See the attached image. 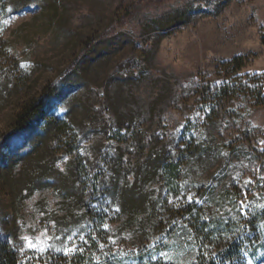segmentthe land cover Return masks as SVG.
<instances>
[{
    "label": "rangeland",
    "instance_id": "374dc122",
    "mask_svg": "<svg viewBox=\"0 0 264 264\" xmlns=\"http://www.w3.org/2000/svg\"><path fill=\"white\" fill-rule=\"evenodd\" d=\"M237 56L241 69L222 66ZM222 79L262 85L264 97V0H0V232L18 264H99L166 239L170 225L178 246L191 202L224 213L231 232L264 209V105L246 96L226 110L234 118L191 121L199 87ZM56 86L49 112L2 139L25 102ZM48 114L72 121L79 142L47 131ZM111 125L140 130L137 147L200 131L211 149L181 166L165 202V177L122 144L120 187L144 204L132 215L109 206L97 225L83 218L90 206L74 168L77 159L108 172L118 152ZM185 259L195 263V253Z\"/></svg>",
    "mask_w": 264,
    "mask_h": 264
},
{
    "label": "trees",
    "instance_id": "16d2710c",
    "mask_svg": "<svg viewBox=\"0 0 264 264\" xmlns=\"http://www.w3.org/2000/svg\"><path fill=\"white\" fill-rule=\"evenodd\" d=\"M45 8L47 7L45 6ZM173 18L175 17H172V20ZM187 18L186 14L179 15L177 17L178 24H187ZM95 44L96 41L90 39L85 44V49L88 51L90 48H94ZM244 65L245 61L242 56H237L222 64L223 67H231L232 71H238ZM76 67L74 64L65 71L63 81H61V90L71 87L72 81L68 75L70 72L76 71ZM249 84V82L242 83L241 81L233 84L227 79H222L215 84L208 83L199 87L194 103L200 112L195 116V119L191 120L192 124L195 121L196 124L201 121L200 125L205 127L208 123L217 121L221 116L236 117L233 114H228L226 110L233 107V102H240L242 97H250L249 102L252 106L264 105V97L261 94L262 85L257 84L249 87ZM56 93L57 86L45 88L38 97L25 102L2 139L28 128L34 117L45 111L49 112L48 107L54 96L57 95ZM111 122L113 123V121ZM72 125L73 122L66 121L65 117L60 118L56 114L45 116V129L57 134L58 140L63 139L66 142L71 140L78 143L80 139H77L78 136L72 130ZM109 130H112L113 140L118 145L116 154L119 156L111 161L112 165L110 164L108 172L101 173L100 166L93 170L87 162L77 159L74 168V172L77 174L74 183H77L78 196L86 197V203L90 206L89 210L83 214V218L92 220L97 225L103 224L101 215L109 206L114 210H117V206H119L124 212H129L132 215L139 205L144 204L138 190L128 188V185L120 187L121 168L125 156L122 144L126 148L131 147L130 151H138L143 157L140 156L141 158L138 157L137 160L143 159L148 162L152 172L160 173L165 177L167 183V192L163 193L165 202H167V193L176 188L181 166L186 165L194 158H202L211 149V141L201 140L200 131L197 134L194 131L192 133L184 131L180 140L173 145L165 144L158 139L154 142L150 141L148 144L149 142L147 141V143L142 138L139 144L136 143L137 147L131 143L141 134L140 130L120 125L116 127L111 125ZM48 180L52 181L53 179L49 178ZM183 212L188 232L178 246L174 245L176 232L170 225L168 234L165 236L166 239L160 237L152 245H143L137 254L113 257L99 264H176L175 259L177 262L182 260L181 264H188L185 257L187 253L192 252L195 253V263L193 264H260L264 261V251L259 252V247L264 248V225H262L264 209L244 219L239 229L232 232L229 229L230 219L224 213L206 214L202 207L197 206L195 202L188 203ZM0 264H18L17 251L2 238L1 232Z\"/></svg>",
    "mask_w": 264,
    "mask_h": 264
},
{
    "label": "snow or ice",
    "instance_id": "6c2138e0",
    "mask_svg": "<svg viewBox=\"0 0 264 264\" xmlns=\"http://www.w3.org/2000/svg\"><path fill=\"white\" fill-rule=\"evenodd\" d=\"M189 199H191V198H189ZM29 243H30V242H29ZM30 246H33V247H35V245H31V244H30ZM41 251H43V249H41Z\"/></svg>",
    "mask_w": 264,
    "mask_h": 264
}]
</instances>
